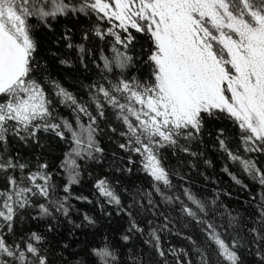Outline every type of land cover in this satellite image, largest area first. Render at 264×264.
I'll list each match as a JSON object with an SVG mask.
<instances>
[{
	"label": "snow or ice",
	"instance_id": "obj_1",
	"mask_svg": "<svg viewBox=\"0 0 264 264\" xmlns=\"http://www.w3.org/2000/svg\"><path fill=\"white\" fill-rule=\"evenodd\" d=\"M0 264H264V0H0Z\"/></svg>",
	"mask_w": 264,
	"mask_h": 264
},
{
	"label": "trees",
	"instance_id": "obj_2",
	"mask_svg": "<svg viewBox=\"0 0 264 264\" xmlns=\"http://www.w3.org/2000/svg\"><path fill=\"white\" fill-rule=\"evenodd\" d=\"M57 71H59V69H57ZM63 82L66 84V86L73 87L72 80H71V78L69 76H64ZM107 143L108 142L105 140V144L106 145H107ZM209 158H213L214 159L216 171H213L212 169L205 170L203 167L201 168V171H204L206 175H208V176H210L212 178L221 180L222 181L220 183V188L221 189L232 191L234 196L237 195V194L243 195L244 193L240 192L236 188L235 185H231V181L228 179L227 176H224L223 174L219 173V166H220V164L222 162L215 158V154L214 153H210L209 154ZM233 171L235 172V171H237V169L233 168ZM245 182H247V181H245ZM84 192H85V194H88L87 188L84 189ZM225 199H227V198H225ZM229 202L234 203V201H229ZM173 242L177 243V244L180 243V241H178V240H174Z\"/></svg>",
	"mask_w": 264,
	"mask_h": 264
}]
</instances>
